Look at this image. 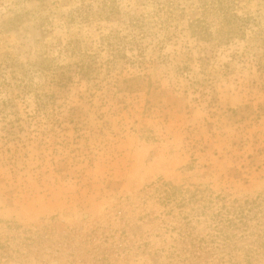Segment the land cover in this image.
<instances>
[{"label":"rangeland","instance_id":"rangeland-1","mask_svg":"<svg viewBox=\"0 0 264 264\" xmlns=\"http://www.w3.org/2000/svg\"><path fill=\"white\" fill-rule=\"evenodd\" d=\"M258 196L264 0H0V264H210Z\"/></svg>","mask_w":264,"mask_h":264},{"label":"trees","instance_id":"trees-1","mask_svg":"<svg viewBox=\"0 0 264 264\" xmlns=\"http://www.w3.org/2000/svg\"><path fill=\"white\" fill-rule=\"evenodd\" d=\"M209 209L208 233L198 241L199 250L209 254L210 264L264 261V196Z\"/></svg>","mask_w":264,"mask_h":264}]
</instances>
